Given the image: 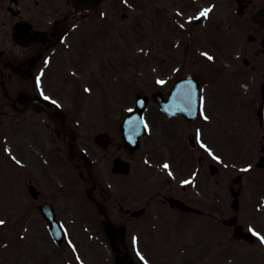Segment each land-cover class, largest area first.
I'll return each mask as SVG.
<instances>
[{
	"label": "rangeland",
	"instance_id": "1",
	"mask_svg": "<svg viewBox=\"0 0 264 264\" xmlns=\"http://www.w3.org/2000/svg\"><path fill=\"white\" fill-rule=\"evenodd\" d=\"M247 1L249 8L243 16L237 13L234 0H145L140 13L124 8L120 13L133 14L131 21L138 20L140 14L143 31L139 33L128 23L108 29L106 41L111 47V69L97 76L108 102L90 93L78 98L67 94L64 88L56 90L58 100H66L62 110L68 106L79 118V150L86 151L93 159V171L99 183L106 188V184L113 181L112 185H117L118 189L125 181L140 184L137 189L126 192L112 191L120 196L118 205L130 209L143 207L144 197L154 195L156 190L155 170L150 173L154 175L141 177L144 149L161 135L167 139L174 132L187 138L191 130L180 123V119H169L150 104L145 113L149 135L141 149L133 154L132 172L125 181L111 179L113 149L104 151L98 147L93 141L95 136L101 131L117 136L123 117L134 107L137 93L151 95L162 91L167 95L173 81L187 74L202 81L205 106L220 105L218 116L225 109V140L223 150L218 153L220 158L215 162L218 174H210V155L191 149L185 141L190 156H180L174 178L170 180L174 195L186 198L188 204L200 208L204 215H180L176 219L184 223L174 225V221H170L169 226L166 221L172 219L170 213L158 209L160 216L169 219H165L168 229L150 232L131 224L125 244L137 264H264V243L260 240L264 236V169L256 167L264 137V127H260L256 115L261 100L262 74L259 68L254 73L243 63L246 56L252 62L262 63L256 51L261 48L264 31L254 30L250 15L264 6V0ZM208 8L212 9L209 15L201 17L200 24L195 25L194 18ZM121 14L114 22L122 21ZM249 34L255 35L256 42L248 40ZM139 35H144V48L138 45ZM198 40L202 49L197 46ZM187 44H190L189 50H186ZM175 45L179 48V61L174 65L170 57L174 55ZM84 66L90 67L88 63ZM230 68L235 73L233 82L227 79L232 73ZM219 69L223 72L216 75ZM239 82L246 88L237 98L239 92L235 89H242ZM84 85L81 84L80 89L92 90V86ZM66 95L69 96L66 98ZM246 115L249 119L245 122ZM201 120L193 128L200 127ZM35 121L32 114L27 120L19 117L16 123L3 125L6 141H0V220L4 221L0 225V264H116L117 254L105 234L99 207L86 193L90 183L83 182L79 170L67 160L61 168L50 169L41 154L42 131L31 129L30 124L34 126ZM204 123L198 135L209 140L210 125ZM159 144L151 146L150 152H157ZM199 154L205 155L202 162L197 160ZM185 161L188 164L182 167ZM239 175H242L238 185L242 189L240 209L234 211L230 187ZM158 178L168 176L162 171ZM29 179L37 183L44 191V199L54 206L68 231L67 243L57 245L52 239L38 208L40 200L35 201L28 192ZM131 193L133 197L128 198ZM234 215L246 230L258 234L255 243L233 239V228L221 224V218Z\"/></svg>",
	"mask_w": 264,
	"mask_h": 264
},
{
	"label": "flooded vegetation",
	"instance_id": "2",
	"mask_svg": "<svg viewBox=\"0 0 264 264\" xmlns=\"http://www.w3.org/2000/svg\"><path fill=\"white\" fill-rule=\"evenodd\" d=\"M142 3L143 0H104L97 9L80 11L72 0H0V141H2V135L4 137L3 125H11L17 122L19 117L27 120V114H35L44 136L41 154L45 156V161L51 169L62 167L66 157L70 152L72 153V149L78 152L79 123L74 116V111L61 114L58 102L52 103L49 108H43L42 104L34 98L49 92L54 97L57 92L53 89L61 88V85L66 90H75L78 84L72 76L80 75L81 66L86 63L90 65L88 79L94 77L96 81V72L106 70L110 52L96 54L95 42L102 43L100 35L105 37L106 29L114 25L113 17L118 15L119 10L134 6L137 11H140ZM124 16L126 15L123 14ZM119 23H130L132 27H138L142 21L122 20ZM82 29H86L91 34V44L93 43V51L91 46L92 52L88 58H85L86 55L76 53L77 46L81 42ZM138 45L144 48L142 40ZM21 93L30 96L25 98L24 103L20 102ZM59 102L64 103L61 100ZM37 114L41 116H36ZM207 117L206 123H209L215 118L214 111H209ZM178 118L182 119V117L174 119ZM108 138L109 147H113L112 136ZM177 139L179 137L175 133L167 139L161 135L157 139L162 148L158 157H154L150 150L143 152L142 176L147 177L152 170L158 168V164H168V168H175L173 163L180 158V155L174 150L178 149L184 154L186 151L180 150L173 144L172 141ZM153 143L156 145L157 142ZM170 146L175 149H171ZM202 149L208 155L209 146L206 145ZM124 154L126 151L121 143L117 142L112 153V160L116 157H124ZM197 159L202 162L205 155L200 154ZM72 161H75L74 165L81 166L79 157ZM150 163L156 167L149 166ZM187 164L188 161H185L181 166L184 167ZM163 169L166 168L163 167ZM152 175L154 174L149 176ZM30 183L32 182L29 181ZM171 188L174 189L171 183L160 181L159 191L156 192L159 200L148 202V207L151 208L155 203L174 211L175 208L166 201L174 192ZM97 189L94 193L95 197ZM107 193V190L100 188L99 194L104 201H108ZM108 196L110 199L108 204L113 208L111 216L117 220L118 218L114 215L118 214L111 200L113 196L111 194ZM44 198V192L41 191L37 200ZM119 210L122 211L123 207L119 206ZM151 221L153 226L157 225L155 218ZM163 224L166 225L165 221Z\"/></svg>",
	"mask_w": 264,
	"mask_h": 264
},
{
	"label": "water",
	"instance_id": "3",
	"mask_svg": "<svg viewBox=\"0 0 264 264\" xmlns=\"http://www.w3.org/2000/svg\"><path fill=\"white\" fill-rule=\"evenodd\" d=\"M258 17H261L262 20L264 19V9L260 11V13L258 14ZM263 44H264V42H263ZM196 100H198L197 96H196ZM145 105H146V102H144V99L139 98L136 109L130 113V116H128V118H126L125 122L123 123L124 124L123 127L125 130L124 140L127 143H130V142H135L136 144L139 143V139L144 132L141 113H142ZM167 107L170 108V106H165V108H167ZM87 166L89 167V165H87ZM172 202L177 203L180 207H182L185 210H196L194 208L186 206L185 204H183L179 200L173 199ZM234 207L238 208V202L234 203ZM140 212H142V211H138L136 214H139ZM43 213L45 214V216H48L47 218L49 221H51L52 226L56 227L57 224H56L54 212L46 209V206H43ZM49 215H52V216L50 217ZM105 230H106V233L108 234V236L111 240V244L114 247V249L116 251L122 253V255H120L117 258L118 264H134L131 256L129 255V253L126 251V249L124 247V228L123 227L114 228L112 226L111 222H109L107 224ZM235 231H236V233H235L236 236L242 235L240 227H236ZM54 233L57 237L56 239L58 240V242H61V240H62L61 230L57 229L54 231ZM245 236L251 242L254 241V239L251 236H249V235H245Z\"/></svg>",
	"mask_w": 264,
	"mask_h": 264
},
{
	"label": "snow or ice",
	"instance_id": "4",
	"mask_svg": "<svg viewBox=\"0 0 264 264\" xmlns=\"http://www.w3.org/2000/svg\"><path fill=\"white\" fill-rule=\"evenodd\" d=\"M211 8H208V9H204L203 11H201L200 13H199V15L198 16H196L194 19H200L201 17H204V18H206L208 15H209V13L211 12ZM206 55V54H205ZM209 60H211L212 59V57L211 56H208L207 57ZM158 83H164V81H157ZM45 99H48V97L47 96H45L44 97ZM53 103H55V101H52ZM203 105H204V98L203 97H200V109H201V115L202 116H204V119L205 120H207L208 119V117L206 116V115H204V112H203ZM145 128H147V125L145 124ZM201 147H205L203 144L201 145ZM211 154V153H210ZM17 163H19V161H17ZM163 167L164 168H168L169 167V165L168 164H164L163 165ZM249 169H243V171H248ZM170 175H171V173H169ZM185 183H190V181H185ZM4 224V221L3 220H0V225H3ZM65 235H66V233H65ZM253 235H258L257 233H253ZM260 240H261V243H264V236H261L260 237ZM75 250V249H74Z\"/></svg>",
	"mask_w": 264,
	"mask_h": 264
}]
</instances>
